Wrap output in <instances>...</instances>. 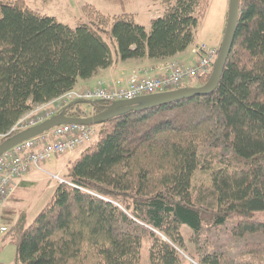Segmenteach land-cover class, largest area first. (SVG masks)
Listing matches in <instances>:
<instances>
[{
	"label": "trees",
	"instance_id": "obj_1",
	"mask_svg": "<svg viewBox=\"0 0 264 264\" xmlns=\"http://www.w3.org/2000/svg\"><path fill=\"white\" fill-rule=\"evenodd\" d=\"M152 1L163 10L148 28L127 10L107 15L87 4L72 27L26 0H0V144L37 104L99 69L167 59L196 42L210 0ZM106 104L68 114L88 117ZM96 125L95 139L68 177L53 174L63 180L55 178L52 198L21 231V264H141L145 241L151 264H264V0H240L213 93Z\"/></svg>",
	"mask_w": 264,
	"mask_h": 264
},
{
	"label": "built area",
	"instance_id": "obj_2",
	"mask_svg": "<svg viewBox=\"0 0 264 264\" xmlns=\"http://www.w3.org/2000/svg\"><path fill=\"white\" fill-rule=\"evenodd\" d=\"M193 52L197 56L193 66L171 59L160 62L151 69H145L142 74L135 71L127 78L99 80L95 87L75 88L54 99L62 100L56 109L47 112L39 106L40 115L31 119L21 118L9 133L20 132L50 119L61 113L71 100L83 98L110 104L184 87L191 79H199L202 75L211 73L220 48L199 43ZM97 133L96 125L61 124L16 144L0 155V238L9 231V225L4 218V208L18 182L33 168L41 169L42 165L53 157L84 149L95 139ZM53 177L63 180L58 175Z\"/></svg>",
	"mask_w": 264,
	"mask_h": 264
},
{
	"label": "rangeland",
	"instance_id": "obj_3",
	"mask_svg": "<svg viewBox=\"0 0 264 264\" xmlns=\"http://www.w3.org/2000/svg\"><path fill=\"white\" fill-rule=\"evenodd\" d=\"M26 1L35 10H38L44 14L55 16L61 22L69 24L72 27H75L79 21L85 19V16L88 15L87 12L84 10V6L87 4H91L95 6V8H97L99 11L107 15L119 14L124 12L123 10H127V12L135 11L137 12L138 15L137 16L138 21L140 23L142 22L143 24H145L148 28H150V19L154 15L147 14V12L153 11V13L156 15V11L160 8V6L158 5L160 3H154L151 2V0H129L127 4L126 2L110 3L106 0H26ZM229 7H230V0H210V7L208 9V13L199 27L195 44L205 41L215 45L216 39L220 32V28L222 32L223 24L225 22L227 24ZM194 45L190 46V48H192ZM194 64L190 66H193ZM199 80L200 79L198 78H194L186 82V84H191V85L193 84L196 86L203 85V83H201V81ZM70 102H72V100ZM61 103L62 100H53L48 103L37 104L32 111L25 114L22 118L28 117V119H31L36 117L37 115H40V110H38L39 106L43 107L48 112L50 110L56 109ZM83 107L86 108L87 110L91 109L88 104L83 105ZM96 128L99 131L100 127L96 125ZM11 133H14V131ZM82 150H78V152H76L71 157H69L70 161L68 164H70L78 156H80ZM66 159H67L66 157H60V156L55 158L53 157L52 161L54 162L52 164V167L59 166L60 163L63 164ZM66 172H68V168L64 170L62 175L64 176ZM50 174H55V173H50ZM53 178L54 177L52 175L51 178L52 185L57 183V180ZM44 195L45 193L42 194L41 197L42 199ZM31 218L32 217L30 215H26L17 218L13 222L10 221L9 223L10 232L7 238H4L0 241V264H21V262L18 259L19 239L21 236V231L32 222L30 221ZM182 232L187 241V244L189 245V249L194 251V244L190 240L191 229L187 225H184L182 227ZM185 257L188 260H190L189 256L185 255ZM141 264H151L149 245L147 241L144 242L142 248Z\"/></svg>",
	"mask_w": 264,
	"mask_h": 264
},
{
	"label": "crops",
	"instance_id": "obj_4",
	"mask_svg": "<svg viewBox=\"0 0 264 264\" xmlns=\"http://www.w3.org/2000/svg\"><path fill=\"white\" fill-rule=\"evenodd\" d=\"M151 2L153 1L151 0ZM158 5L160 6V8L156 11V15H160L163 10V6L161 4H158ZM134 13H136L137 15V12L134 11ZM147 14H152L154 15L153 17L156 16L153 13V11H148ZM225 29H226V22L223 24L222 32L220 28V32L216 39L215 45L209 42H205V41L200 42V43H207L209 45L220 48L223 42V39H224ZM194 44L195 43H193L192 45ZM196 45L197 44H195L192 48H190L189 46L185 51L180 52L173 57L163 59V60L148 59V58L128 59L125 61L118 60L116 63H114L108 68L99 69L92 77L85 79V80H80L75 88L86 89V88L95 87L99 80L109 81L112 79L117 80L119 78H127L131 73H134L135 71L140 72L142 74L145 69H151L155 67L157 64H159L160 62L168 61L171 59L179 60L187 65H192L194 64L197 58L193 52ZM76 152L78 151L70 152V153L60 156V157H66L67 159L64 161L63 164L60 163L59 166L52 167V164L54 162L52 161L53 160L52 159L49 162H45L42 165L41 169L33 168L31 171L27 173L26 176H24L18 182L12 197L6 202L5 208H4V213H5L4 218H5L6 223L9 225V229H10V224H9L10 221L13 222L17 218H20L21 216L30 215L32 217L30 221H33L36 215L52 198L59 184V181L57 179H56L57 180L56 184H53V185L51 184V180H52L51 178L53 174H50V173H55L62 177H68V172H66L64 176L62 174L66 168L69 169V166L72 163L71 162L70 164H68L70 161L69 157H71ZM56 160H59V159H56ZM43 193H45V195L42 199L41 197ZM1 240L2 238L0 239V241Z\"/></svg>",
	"mask_w": 264,
	"mask_h": 264
},
{
	"label": "water",
	"instance_id": "obj_5",
	"mask_svg": "<svg viewBox=\"0 0 264 264\" xmlns=\"http://www.w3.org/2000/svg\"><path fill=\"white\" fill-rule=\"evenodd\" d=\"M239 12L240 0H230L225 35L220 47L219 56L205 84L201 86L181 87L179 89L144 95L134 99L115 101L110 104L102 105L104 107L102 111L88 117L71 116L68 114V109L78 104H97L99 101L83 98L75 99L65 106L61 113L54 115L42 123L22 130L1 143L0 155L6 150L14 147L16 144L40 135L45 131H48L61 124L96 125L100 122H103L104 120L110 119L130 110L146 109L196 95H209L213 93L219 85L227 58L234 42Z\"/></svg>",
	"mask_w": 264,
	"mask_h": 264
},
{
	"label": "flooded vegetation",
	"instance_id": "obj_6",
	"mask_svg": "<svg viewBox=\"0 0 264 264\" xmlns=\"http://www.w3.org/2000/svg\"><path fill=\"white\" fill-rule=\"evenodd\" d=\"M69 115H71V114H69Z\"/></svg>",
	"mask_w": 264,
	"mask_h": 264
}]
</instances>
